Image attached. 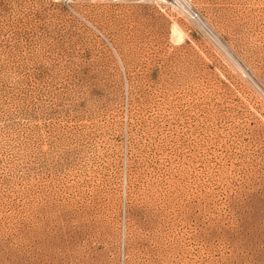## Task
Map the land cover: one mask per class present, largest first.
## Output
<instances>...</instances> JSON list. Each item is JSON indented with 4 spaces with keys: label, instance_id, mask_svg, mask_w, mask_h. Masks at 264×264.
<instances>
[{
    "label": "rangeland",
    "instance_id": "1",
    "mask_svg": "<svg viewBox=\"0 0 264 264\" xmlns=\"http://www.w3.org/2000/svg\"><path fill=\"white\" fill-rule=\"evenodd\" d=\"M185 1L0 0V264H264V0Z\"/></svg>",
    "mask_w": 264,
    "mask_h": 264
},
{
    "label": "bare ground",
    "instance_id": "2",
    "mask_svg": "<svg viewBox=\"0 0 264 264\" xmlns=\"http://www.w3.org/2000/svg\"><path fill=\"white\" fill-rule=\"evenodd\" d=\"M184 5H186V7H187V9H189V6H188V3L185 1V0H180ZM190 10V9H189ZM190 12H192L191 10H190ZM195 13V12H194ZM193 14V13H192ZM197 19V18H196ZM198 20V19H197ZM199 23L216 39V40H218L219 42H220V40H219V38L217 37V35H215V33L213 32V30L203 21V20H200L199 19ZM213 38V39H214ZM221 43V42H220ZM228 51V50H227ZM228 53H229V51H228ZM231 57H233L232 55H231ZM233 59L235 60V62H237L238 63V61H236V59L233 57ZM251 78H252V76L246 71V70H244ZM252 80H254L253 78H252ZM255 81V80H254Z\"/></svg>",
    "mask_w": 264,
    "mask_h": 264
}]
</instances>
